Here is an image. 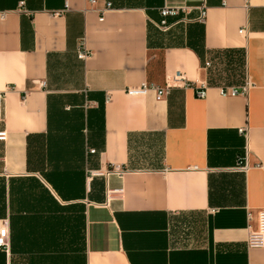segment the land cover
<instances>
[{
	"label": "crops",
	"instance_id": "0c3cea01",
	"mask_svg": "<svg viewBox=\"0 0 264 264\" xmlns=\"http://www.w3.org/2000/svg\"><path fill=\"white\" fill-rule=\"evenodd\" d=\"M94 1L0 0V264H264V0Z\"/></svg>",
	"mask_w": 264,
	"mask_h": 264
},
{
	"label": "built area",
	"instance_id": "2783aa9c",
	"mask_svg": "<svg viewBox=\"0 0 264 264\" xmlns=\"http://www.w3.org/2000/svg\"><path fill=\"white\" fill-rule=\"evenodd\" d=\"M89 2L91 4L95 3L94 0H89ZM110 7H111V4L106 3L102 9L98 10L101 14L100 20H102L103 12ZM177 14H178V11L175 8H162L160 10L161 21L156 25L157 28L159 30H166L168 27V25L166 23V18L168 16H175ZM203 17H204V13L201 12L199 19L202 20ZM239 32L240 33L243 32V29H241ZM77 56L81 60H85L87 57H89V52L86 50L83 42L79 43L78 50H77ZM204 66L208 67L209 63L206 62L204 64ZM179 81H183V76L179 72H177L172 77V82H179ZM170 87L171 86L167 85L163 88H158V87H154V86H148V85L142 83L138 87L127 88L126 93L128 95H131V96H138V95L146 94L149 90H153L155 92L156 99H160L163 96H166L168 94ZM243 92H245V87H242L240 90L235 89V88H227V89L225 88V89L220 90V93L223 96H226L228 94L234 95V94L243 93ZM196 96L198 98H204L205 97V88L203 87L200 90H198L196 92ZM239 132L244 133V129L240 128ZM4 139H5V135L2 132V133H0V140H4ZM109 172H114L118 175L121 173V171L119 170V168L117 166H113ZM5 239H6V231H5V229H1L0 230V246L6 245ZM246 245L248 248H264V210H261L257 213V215H256V228L254 230L249 231V233L247 235Z\"/></svg>",
	"mask_w": 264,
	"mask_h": 264
}]
</instances>
